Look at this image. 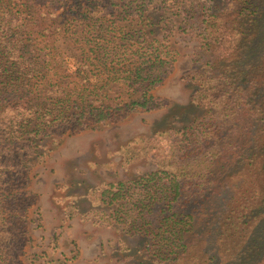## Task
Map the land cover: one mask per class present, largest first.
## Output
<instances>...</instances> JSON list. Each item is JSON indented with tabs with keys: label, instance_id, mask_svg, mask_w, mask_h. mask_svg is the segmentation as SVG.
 <instances>
[{
	"label": "trees",
	"instance_id": "16d2710c",
	"mask_svg": "<svg viewBox=\"0 0 264 264\" xmlns=\"http://www.w3.org/2000/svg\"><path fill=\"white\" fill-rule=\"evenodd\" d=\"M120 1L110 19L90 0H0V264H23L26 170L50 139L168 103L152 90L177 52L150 11L170 0ZM199 18L198 114L126 146L156 169L92 188L87 217L141 234L150 264H264V0Z\"/></svg>",
	"mask_w": 264,
	"mask_h": 264
},
{
	"label": "rangeland",
	"instance_id": "374dc122",
	"mask_svg": "<svg viewBox=\"0 0 264 264\" xmlns=\"http://www.w3.org/2000/svg\"><path fill=\"white\" fill-rule=\"evenodd\" d=\"M80 1L88 4V0ZM90 1L95 14L125 9L120 0ZM213 1L170 0L150 11L161 22L157 36L167 37L177 52L171 74L152 90L168 100L165 106L140 108L120 121L50 139L43 159L26 170L25 189L33 202L25 224L28 242L20 256L23 264H150L138 251L144 240L141 234L87 217L93 208L88 194L92 188L155 170V162L146 156L126 163V146L136 149L137 138L181 127L198 114L193 103L196 87L186 76L199 67V16Z\"/></svg>",
	"mask_w": 264,
	"mask_h": 264
}]
</instances>
